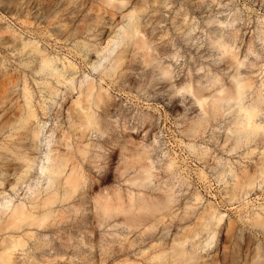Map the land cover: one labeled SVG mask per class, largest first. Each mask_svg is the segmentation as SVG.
<instances>
[{
  "label": "rangeland",
  "instance_id": "374dc122",
  "mask_svg": "<svg viewBox=\"0 0 264 264\" xmlns=\"http://www.w3.org/2000/svg\"><path fill=\"white\" fill-rule=\"evenodd\" d=\"M14 144L35 159L20 185ZM46 152L68 159L69 192L41 223ZM16 206L29 217L11 230ZM4 251L264 264V0H0Z\"/></svg>",
  "mask_w": 264,
  "mask_h": 264
},
{
  "label": "bare ground",
  "instance_id": "6f19581e",
  "mask_svg": "<svg viewBox=\"0 0 264 264\" xmlns=\"http://www.w3.org/2000/svg\"><path fill=\"white\" fill-rule=\"evenodd\" d=\"M132 27H129V29L125 31L126 36L131 37V34L133 33ZM117 63H118V59L116 60V64ZM59 75L60 74L57 73V76ZM90 95H91V87L88 88L87 97ZM80 109L84 110L82 113V120H81L82 124H84L86 127H91L93 124L96 123V116L93 112H91L88 108L84 106H80ZM37 137L38 135L36 132L35 134H33V138L37 139ZM21 147L22 145L20 144H14L12 146V148L16 152V157L20 160L19 169L16 170V173L20 172V174L17 177V181L14 183V185H17L20 182V180L21 182H23V180L26 179V177L28 176V173H30L35 166L34 164L35 159L32 158L29 155V153L25 151V149L24 150L20 149ZM47 151H49V149ZM44 155L46 157L45 159L47 163L45 164L41 160L45 165L41 163V166L37 168L39 171L37 173L38 174L37 177L45 175L47 187H48L46 188L47 189L50 188L51 191L47 193L45 199L41 204V208H45L44 212L40 215L42 220L41 223H44V220L46 221V219L50 216L52 212L50 206L57 201L63 200L64 195L69 192V190L65 188V186L63 185L64 182L62 181V175L66 170L68 159L58 154L50 158L49 157L50 154L48 155L47 152L44 153ZM65 180L67 182V179ZM20 184L21 183H19V185ZM28 217H29V213H27V211L24 210L23 206H18V207L16 206L11 210V213L8 216L9 219L7 220L6 227L11 230H18L21 227L22 222H24ZM19 242H20L19 239H14L13 237L12 241L9 242L6 248L13 249L19 245ZM7 257H8V253L5 251L0 255L1 260H6Z\"/></svg>",
  "mask_w": 264,
  "mask_h": 264
}]
</instances>
